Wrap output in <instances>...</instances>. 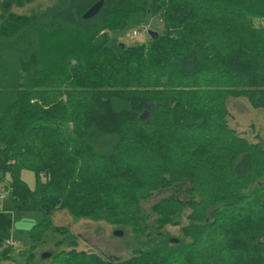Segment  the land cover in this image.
<instances>
[{
  "label": "trees",
  "instance_id": "obj_1",
  "mask_svg": "<svg viewBox=\"0 0 264 264\" xmlns=\"http://www.w3.org/2000/svg\"><path fill=\"white\" fill-rule=\"evenodd\" d=\"M29 1L0 0V188L14 202L0 208V254L21 212L47 215L29 229L36 242L65 208L143 246L125 258L78 249L56 225L65 244L46 264H264V136L228 118L229 98L264 109V0H103L90 17L97 0L11 9ZM132 12L162 29L110 43Z\"/></svg>",
  "mask_w": 264,
  "mask_h": 264
},
{
  "label": "rangeland",
  "instance_id": "obj_2",
  "mask_svg": "<svg viewBox=\"0 0 264 264\" xmlns=\"http://www.w3.org/2000/svg\"><path fill=\"white\" fill-rule=\"evenodd\" d=\"M52 0H33L23 4H14L12 10L18 13H29L44 8ZM163 27L162 20L159 16H149L140 13L132 12L126 23L117 29H108L106 31L108 40L112 42H125L127 44L133 42H145L149 38V30L159 31ZM135 30V35H131ZM228 108L230 111L229 122L238 132L247 136L250 140H257L264 136V109L256 108L250 105L245 97L229 98ZM22 176L27 182L33 186L34 174L29 169L22 170ZM2 188V187H1ZM0 190L7 191L6 187ZM3 192V191H2ZM152 196L145 200L147 208L154 202V199L159 198ZM10 194L5 195L0 200V207H9L13 203ZM48 218L41 210H24L20 213L14 223L11 241H16V244L7 243L10 246V256H2L0 254V264H46L49 262V255L43 256V252L56 250L64 242L57 243L61 235L56 233L54 226L62 225L68 227L70 232L77 237L78 249H89L102 251L108 254L118 255L121 258L130 256L135 249L143 246L142 236H137L130 229H121L115 223L108 222L102 219H90L88 217L76 218L65 209L54 210L50 216V225L48 229L42 233L41 237L33 242L28 237L29 229L37 221ZM179 225L167 224L165 229L170 235L175 236L181 234ZM121 229L122 233L117 234L114 231ZM57 234V235H56ZM62 237V236H61ZM34 244L30 249L29 244ZM26 248V249H21ZM33 249V250H32Z\"/></svg>",
  "mask_w": 264,
  "mask_h": 264
},
{
  "label": "water",
  "instance_id": "obj_3",
  "mask_svg": "<svg viewBox=\"0 0 264 264\" xmlns=\"http://www.w3.org/2000/svg\"><path fill=\"white\" fill-rule=\"evenodd\" d=\"M103 0H97L96 2H94L88 9H86L83 13L82 16L83 17H90L92 15H94L95 13H97V11L100 9V6L102 4ZM156 31L154 30H149V34H154L155 35ZM120 43L123 45L124 42L120 41ZM117 234H121L122 230L121 229H116L114 231ZM175 240V239H172ZM50 252H43L42 255L46 256L49 255Z\"/></svg>",
  "mask_w": 264,
  "mask_h": 264
},
{
  "label": "built area",
  "instance_id": "obj_4",
  "mask_svg": "<svg viewBox=\"0 0 264 264\" xmlns=\"http://www.w3.org/2000/svg\"><path fill=\"white\" fill-rule=\"evenodd\" d=\"M132 35H135V30H133V33H131L130 36H132ZM5 193H6L5 190H0V198L4 197L6 195ZM6 242L15 244V241H11L10 239H7Z\"/></svg>",
  "mask_w": 264,
  "mask_h": 264
},
{
  "label": "crops",
  "instance_id": "obj_5",
  "mask_svg": "<svg viewBox=\"0 0 264 264\" xmlns=\"http://www.w3.org/2000/svg\"><path fill=\"white\" fill-rule=\"evenodd\" d=\"M0 200H1V198H0ZM0 208H5V206L3 205V206H1ZM16 242V241H15Z\"/></svg>",
  "mask_w": 264,
  "mask_h": 264
}]
</instances>
